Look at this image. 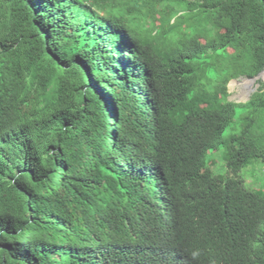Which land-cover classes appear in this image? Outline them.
<instances>
[{"label":"trees","instance_id":"obj_1","mask_svg":"<svg viewBox=\"0 0 264 264\" xmlns=\"http://www.w3.org/2000/svg\"><path fill=\"white\" fill-rule=\"evenodd\" d=\"M263 69L264 0H0V264H264Z\"/></svg>","mask_w":264,"mask_h":264},{"label":"rangeland","instance_id":"obj_2","mask_svg":"<svg viewBox=\"0 0 264 264\" xmlns=\"http://www.w3.org/2000/svg\"><path fill=\"white\" fill-rule=\"evenodd\" d=\"M258 79L264 82V75H261ZM255 81H251L250 79L245 77H241L237 80L231 81L227 86V91L229 94L228 101L235 103H244L251 95V93L256 90L257 86L255 84ZM235 122L231 124L233 131H236ZM227 131L228 129H225L223 133L226 134ZM204 159L205 164L212 175L225 176L226 167L220 146L214 151L205 153ZM238 177L242 179L245 188L255 189L258 186L264 185V166L258 163H252L249 166L241 169L238 173Z\"/></svg>","mask_w":264,"mask_h":264},{"label":"water","instance_id":"obj_3","mask_svg":"<svg viewBox=\"0 0 264 264\" xmlns=\"http://www.w3.org/2000/svg\"><path fill=\"white\" fill-rule=\"evenodd\" d=\"M263 71H264V69H263L261 72H259L255 77L251 78L250 80H251V81H255V80H257V79L262 75ZM256 86H257V85H256Z\"/></svg>","mask_w":264,"mask_h":264},{"label":"bare ground","instance_id":"obj_4","mask_svg":"<svg viewBox=\"0 0 264 264\" xmlns=\"http://www.w3.org/2000/svg\"><path fill=\"white\" fill-rule=\"evenodd\" d=\"M262 75H264V71H263Z\"/></svg>","mask_w":264,"mask_h":264}]
</instances>
